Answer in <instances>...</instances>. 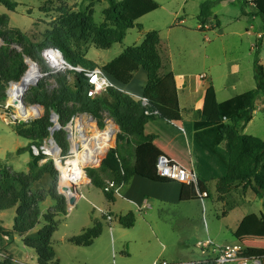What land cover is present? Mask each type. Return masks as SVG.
Wrapping results in <instances>:
<instances>
[{
    "label": "trees",
    "instance_id": "obj_1",
    "mask_svg": "<svg viewBox=\"0 0 264 264\" xmlns=\"http://www.w3.org/2000/svg\"><path fill=\"white\" fill-rule=\"evenodd\" d=\"M57 1L48 0L41 8L47 13L57 12L43 43L27 42L23 31L10 27L9 15L0 13V104L7 102V89L11 82L22 80L26 74V58L31 57L49 71L43 50L56 46L74 66L82 65L88 69L100 67L87 58L88 50L83 48V42L91 41L97 49L111 48L115 43H122L130 29H143L138 20L160 8L156 0H107L109 8L104 12L105 20L98 24L90 8L75 11L62 6L54 10ZM243 1L245 5L253 4L257 15L264 21V0ZM0 3L10 11H16L21 5L13 0H0ZM212 5L211 0L203 3L202 21H207L212 15ZM31 12V9L27 11L28 14ZM262 47L263 40L260 38L255 51L256 88L219 102L215 86L208 83L199 120H184L182 116L175 74L165 71L161 38L156 30L147 32L142 44L125 48L118 57L102 66L124 86L129 85L135 74L144 68L148 82L142 97L148 100L147 105L141 97L114 88L92 96V86L87 77L74 70L49 74L36 86H31L25 97L26 104H39L45 112L31 123L17 121L13 125L18 136L31 142L29 147L19 150L31 153L29 171H16L0 157V212L17 209L11 230L0 224V251L6 253L0 264H23L6 252V236L10 240L16 236L24 237L40 224L38 238H25L24 243L37 252L39 264L59 263L53 236L59 226L58 217L68 213V205L65 196L59 193V173L53 160L42 162L46 156L42 153L35 155L31 147L32 144L40 146L51 137L54 126L52 111L59 115L63 126L74 115L88 113L98 120L100 127H104V119L109 116L120 126V138L124 135L122 139L128 143L135 142L130 137L138 138L134 144V162L124 158L123 152L120 154L116 147L110 150L99 167L87 168L91 184L101 189L109 202H115L117 195L106 190L108 180L126 185L133 176L139 175L156 183L174 182L158 174L160 155H167L187 167L194 159L198 184L182 183L181 201L211 197L209 184L216 180L218 194L230 196L232 191L242 188L252 190L258 198L264 199V138L244 133L254 118L257 97L264 96V66L259 58ZM48 79L55 80L57 86L48 89ZM225 118L228 122L224 121ZM53 136L64 152H68L67 132L56 130ZM47 173L54 180L51 188L35 190L33 185ZM205 192L207 196H203ZM49 196L56 201V205L42 213L41 203ZM236 204H231L230 209ZM227 213L224 212V216ZM106 222L109 221L104 215L103 220L96 221L80 234L69 238L68 242L91 246ZM119 222L125 227H132L136 217L130 213L120 217Z\"/></svg>",
    "mask_w": 264,
    "mask_h": 264
},
{
    "label": "rangeland",
    "instance_id": "obj_2",
    "mask_svg": "<svg viewBox=\"0 0 264 264\" xmlns=\"http://www.w3.org/2000/svg\"><path fill=\"white\" fill-rule=\"evenodd\" d=\"M13 1L21 5L16 11L8 12L10 27L23 31L26 34L27 42L43 43L47 40L48 30H50L57 17L56 11L49 13L42 11L41 8L47 4L48 0ZM156 1L160 4V8L138 20L143 25V29L138 27L130 29L122 43H115L108 49H97L91 41L83 42V48L88 50L87 58L102 67L105 63L118 57L125 48L142 44L145 34L156 30L160 34L163 46L168 51L169 67L174 66L177 71L189 72L193 76L206 73L210 80L209 82L205 81L204 87L212 82L217 90L219 100H226L256 88L257 83L254 74L255 48L253 44L260 38L262 39L258 35L264 32V21L261 16L250 12L252 8L249 5H245L242 0H235L233 3L227 2V4H217L219 3L217 2L212 5L211 10L215 8L218 11L220 28L203 33H189L184 30L171 29L175 21V15H171L170 11L178 6V1ZM197 1L189 0L186 8L187 15L181 14L180 17L190 19V22L194 21L196 24L198 19V16H195L196 10H198ZM57 2L54 3V8L52 7L54 10L62 6L75 11L86 10L91 7L94 21L98 24L104 22V12L109 8L107 0H58ZM30 9L32 12L28 14L27 11ZM235 31L244 32V35L232 34ZM206 36L210 37V42L206 40ZM262 40L264 42V39ZM1 42L2 39L0 38ZM259 58L264 66V45ZM234 65L238 66L239 72L232 74ZM38 66L40 71L48 74L47 69L42 67L40 63H38ZM27 67L28 71L31 66L27 63ZM209 71L212 74H209ZM43 79H40V81ZM46 82L50 90L57 86L53 79H48ZM127 88L130 90V86H127ZM130 94L134 95L133 93ZM8 102L9 96H7ZM42 109L44 113L43 106ZM13 114L19 115L15 107L11 106L5 110L0 107V157L16 171L27 172L32 160L31 153L29 151L20 152L19 150L29 147L31 142L29 139L18 136L15 132L13 125L16 122L12 120ZM21 117L19 116V118ZM32 121L33 119H29V121L23 122L31 123ZM117 128L119 131L114 140L115 148H119L120 154L121 151L133 154L134 144L138 138L130 137L135 142L128 143L126 139H122L125 138L124 135L121 138L119 136L121 134L120 126ZM244 133L264 138V96L259 95V99L256 101L254 118L246 126ZM44 182L43 180L41 184ZM88 184L82 186L83 193L89 199H91L90 192L97 194L99 198L97 204L101 205L102 200H104L103 191ZM210 189L211 197L204 198V202L191 203L189 206L183 204L182 206L186 208L191 207V210L188 209L182 214L179 212L180 203H156L153 208L143 212L135 209L137 223L134 227L123 228L118 224L119 222L114 221L112 231L115 232L116 240L113 241L111 234L110 249L106 253H102L98 243L94 247H82L68 242L69 236L81 233L85 223H89L90 220L88 219L91 215H99V211L89 200L81 199L75 204L73 210H68L67 215L62 214L59 217V226L54 239L60 263L160 264L166 261L169 264H177L179 260L188 259V261H192V255L200 251L197 247L199 241L212 239L215 243L224 244L239 240L242 243L249 241L246 238L247 233H251V238L260 234L259 229H254V227H257L256 222L250 225L245 219L250 213H252L250 217H256L257 219L263 215L262 212L259 213L258 208L260 207L263 210L264 199L258 198L251 190L246 191L242 188L232 191L229 194L230 196L218 194L213 184L210 185ZM121 193L124 195L123 188ZM117 197H119L118 201L121 200L125 204L126 201H123L122 197ZM53 203L54 200L50 197L42 203V209L46 211ZM234 203H237L239 207L231 212L228 217H224L223 213L231 210V204ZM16 212L15 208L7 211L4 221L8 228H13ZM251 223H253V220H251ZM106 226L110 229L111 225L108 223ZM40 229L41 225H37L29 235L37 237ZM117 229L121 230L119 232L125 234V237H120L118 231H116ZM153 230L158 233L159 239L154 235ZM8 248L10 252L18 257L32 255L35 264L38 262L36 251L26 247L20 237L10 242Z\"/></svg>",
    "mask_w": 264,
    "mask_h": 264
},
{
    "label": "crops",
    "instance_id": "obj_3",
    "mask_svg": "<svg viewBox=\"0 0 264 264\" xmlns=\"http://www.w3.org/2000/svg\"><path fill=\"white\" fill-rule=\"evenodd\" d=\"M176 1H178V3H179L178 6L175 7V8H172V10L170 11L171 15H173V14L175 15V21L173 22V27L171 29L184 30V31H188L189 33H199V32L203 33V32H206V31H212V30H215L217 28H220V26L218 25V22H219L218 14H217L218 11L215 10V8L211 10L212 15L208 18L207 21L204 22L200 18L201 13H202V5H203V3H205V2H207L209 0H198L197 1L198 10H196L195 16H198V19H197L196 24H195L194 21L190 22V19H186L183 16L180 17L181 14L187 15L186 8H187V5L189 3V0H172V2H176ZM211 1H213V4L215 5L217 2H219L217 4H221V3L227 4V2L228 3H233L235 0H211ZM236 1H238V0H236ZM248 5L252 8L250 12L252 14H257V9L255 8V6L253 4H251V3L248 4ZM90 9H91V7H90ZM8 12H14V11H10L8 8H6L4 5H2L0 3V13L8 15ZM182 12H184V13H182ZM246 32L250 33L248 31H246ZM232 34H235L237 36L238 35L242 36V35H244V32L235 31ZM263 34H264V32L263 33H259L258 36H260V37H262V39H264V35ZM206 40H208L209 42L211 41L210 37H208V36H206ZM256 43L253 44V47L255 48L254 49L255 51H256ZM161 45H162L164 61H165V64H166L165 71L166 72H173L175 74L176 83H177V86H178L179 98H180V106H181L182 116H183L184 120H191V121L192 120H199L201 118V111H202V109L204 107L205 95H206V90H207V86H208V84H207L204 87V84L206 83L205 81L209 82V80H210L209 76L206 75V73H203L204 75H206V77L202 78V74L200 76H193L189 72H179V71H177L174 66L172 68H170L169 67L170 62H169V58H168V55H167L168 51L165 48V46H163L162 40H161ZM263 45H264V42H263ZM238 72H239L238 66L234 65L232 67V74L238 73ZM209 74H212V72L209 71ZM147 82H148V74H147V72H146V70L144 68H141L135 74V77H134L133 81L129 85H126L125 88L129 92L133 93L134 96L142 97V94H143V92H144V90H145V88L147 86ZM210 83H212V82H210ZM127 86H130V90L127 88ZM216 93H217V90H216ZM258 99H259V96L257 97V100ZM217 100L219 102L225 101V100H219L218 99V94H217ZM224 121L228 122V119L225 118ZM123 157L126 158L129 161H132V162H134V160H135L134 153L130 154V153L123 152ZM193 164H194V159L192 158L190 167ZM43 180L45 182L43 184H41V182ZM53 181H54L53 177L50 174L47 173V174L44 175V177L40 181L36 182L33 185V187H34L35 190H39V189L49 190L51 188V186H52ZM211 184H213L215 187H217V180L213 181L209 185H211ZM88 185H93V184H91V182H90ZM123 189H124V195L121 193L120 197H122V199H124L123 201H126L125 204L121 200H120L121 202L118 201L119 197H117L115 202H109L106 199L105 195H104V200H102L101 205H98L97 204V201H99L98 200L99 199L98 195L94 194L93 192H90L91 193V199H89V198H87L85 196L86 198L85 197H79L77 199V201H76V203H77L78 201H81V199L89 200V202L99 211V215L98 216H92L91 215L89 217L90 219H88V220H90V221H88L89 223H85V226L83 227L82 231L85 228L91 227L96 221L103 220L104 214H103L102 210L103 211H107V212H109L110 214L113 215L114 220L112 222L104 223V227L102 229V232H101L100 236L97 237L95 239L94 243L91 245L92 247H94L98 243L99 248L101 249L102 253L103 252H105V253L109 252L110 244H111V242H110L111 234H112V237H113V241L116 240L115 232L113 233V231H112L113 230L112 225L115 222H119V218L120 217H125L128 214H130V213H133L135 215V217H136L135 209L137 211H139V212H143L145 210L153 208V205L156 204V203L157 204H159V203H162V204H164V203L165 204L180 203L181 206H179V212L182 214V212L188 211V209L191 210V207L186 208V207L182 206L183 204L189 206L191 203L204 202V200H205L204 198H202L200 200L181 201L180 193H181V189H182V183L177 182V181L165 182V183H156V182L148 180V179H146L144 177H141L139 175L133 176L129 180V182L123 187ZM50 197L51 196H49L42 203L46 202ZM146 202H150L151 206L146 208V209H143V210L139 209L138 206L139 205L142 206ZM42 203H41L42 213L47 212L48 210H50L51 208H53L56 205V201L54 200V203L51 204L49 209L44 211L42 209ZM122 204H123V206L121 207ZM238 207H239V205L236 204V206L233 209L228 211L226 216H224V213H223V216L224 217H228L230 215V213L233 212L234 210H236ZM118 208H121V209L119 210ZM258 209H259V213L262 212V214H263V215L260 214L261 217H259L258 219L256 217H254V218L250 217L252 215V213H250V215L246 216L245 220L250 225H252V224H254V222H256L257 227H254V229H259L261 232H260V234H257V236H254L252 238L250 237L251 233H247L246 238L249 241H247V242L245 241V242H242V243L245 245L246 250L248 251L247 252L248 256H250L251 258H253V257L254 258H258L260 260V263L264 264V207H263V210L260 207ZM117 210H118V212H117ZM7 211L8 210L0 212V224L4 228H6L7 230H11L12 227L8 228L6 226L5 221H4L5 220L4 218L7 216ZM16 215H17V212L15 213V219H16ZM63 215H65V214H63ZM59 217H58V220H59ZM251 220H253V223H251ZM108 223H110V225H111L110 229H108L107 226H106V224H108ZM136 223H137V218H136L135 225H136ZM118 224H120L121 227H123V228H131V227L123 226L120 222ZM135 225H133L132 227H134ZM251 228H253V227H251ZM116 231H118L117 233H119L120 237H125L124 236L125 234H123L122 232H119L121 230L117 229ZM250 232H251V230H250ZM29 233H27L24 237L16 236L13 240H10L9 238H6V243H7V246H6L7 251L6 252L8 254H12L15 261L23 263V264H35L34 257L32 255H27L25 257H24V255H22V257H18L14 253L10 252L8 247L10 245V242L14 241L17 237L22 238L23 241H24L25 238H33V239H35V238H38V236H39V233H38L37 237H31L29 235ZM153 233L157 237V239L160 238L158 233L155 230H153ZM54 235H55V233H54ZM71 236L73 237V235H71ZM71 236H69L68 239L71 238ZM53 239H54V236H53ZM54 242L56 244L55 239H54ZM234 242H240V241L236 240ZM24 245H25V243H24ZM91 246H89V247H91ZM55 248H56V245H55ZM56 251H57V248H56ZM0 256H1L0 257V260H1L2 258H4L6 256V253H4V251H0ZM57 256H58V251H57ZM192 256H193L192 261H188V259H186L184 261L179 260L177 264H188V263H190V264H211V257L212 256H210V255L208 256V255L204 254L201 250L198 253L193 254ZM57 259H58V262H59L58 264H61L60 260H59V256H58ZM36 264H39V258H38V262Z\"/></svg>",
    "mask_w": 264,
    "mask_h": 264
},
{
    "label": "built area",
    "instance_id": "obj_4",
    "mask_svg": "<svg viewBox=\"0 0 264 264\" xmlns=\"http://www.w3.org/2000/svg\"><path fill=\"white\" fill-rule=\"evenodd\" d=\"M248 1L252 2L253 0H248ZM43 56L48 63L49 71L48 74H46L40 71L39 69L41 74H40V78L38 79V82H36L37 84L39 83L40 79L44 78L49 74L74 70L76 72L83 73L87 77L89 83L92 86V90H91L92 96L101 94L110 88L131 93L125 88L124 85L117 82L102 67H95L93 69H88L82 65L74 66L65 58L60 48L56 46H49L44 48ZM27 59L28 58H26V60ZM205 77L206 75H202V78ZM14 83L15 82H11L10 84V88L8 89V96H9V91L11 90ZM36 83L34 85H37ZM141 98L143 99V102L147 105L148 100L143 97ZM11 106L13 105L8 104L7 102L4 105L0 104V107H2L4 110L9 109ZM29 106L30 107L33 106L38 109L42 107L39 104L29 105ZM54 112L55 111H52V115ZM148 112L150 111L148 110ZM43 114H44L43 110L29 116L28 118H24L21 117L20 115L13 114L12 120L14 122L29 121V119H38L42 117ZM19 116L21 118H19ZM52 120L55 125L56 121H54L53 116H52ZM110 122H112L114 125L112 134L108 138L109 142L111 141V144L109 145V143H107L108 144L107 148L103 150L102 143L100 144L98 142V139L95 138L94 127H96L102 133L101 136L108 137L106 133L107 132L110 133L109 131ZM58 123H60L59 115H58ZM104 123L106 126L100 127L98 120L95 119L92 115L88 113H78L74 115L66 125L63 126L61 123L58 124L59 129L57 130L64 129L67 132V139L70 144L68 152H64L63 147H61V145L55 140L53 136L54 134H52L50 138L46 139L42 145L38 146L36 144H32L31 146L32 151L35 155H40L42 153L46 156V158L43 159L42 162L47 161L48 159L53 160L54 165L59 173L58 176L59 193L65 196L69 211L73 210V208L75 207V204H71L69 202V198L75 195V193H72L70 190L64 191L62 189V186L68 185L69 182H72V177L74 173V170L72 168V164H73L72 162L76 159L79 160L77 167L81 168L86 172V177L88 179L86 183L88 184L91 181L90 178H88L87 168L100 166L103 159L107 156L110 150L112 148H115L114 140L116 139V135L118 134L119 129L117 127L119 126L117 125L114 118L109 116L105 117ZM182 129L184 130V128ZM157 171L158 174L164 178H168L180 183L194 184V185L198 184V178L194 164L191 167H187L182 163L178 162L177 160L168 157L167 155L159 156L157 162ZM73 183L79 188V191L81 193L80 195L77 196V199L79 197H85V194L83 193L81 188L86 183H76V182ZM124 185H125L124 183L118 184L115 180H108L106 185V190L113 191L117 196H121V190L124 187ZM203 196H207V192H205ZM150 206H151L150 202H146L142 206L139 205L138 207L139 209L143 210ZM102 212L105 216H107L109 222H112L114 220L112 214L103 210ZM6 238L9 237L6 236ZM197 247L204 254L208 256L209 255L212 256L211 264H261L258 258H254V257L251 258L250 256H248V254L246 253V247L240 242L219 244V243H215L212 239H208L205 241H199L197 243ZM160 264H169V263L163 261Z\"/></svg>",
    "mask_w": 264,
    "mask_h": 264
},
{
    "label": "bare ground",
    "instance_id": "obj_5",
    "mask_svg": "<svg viewBox=\"0 0 264 264\" xmlns=\"http://www.w3.org/2000/svg\"><path fill=\"white\" fill-rule=\"evenodd\" d=\"M29 65L31 66V68L27 71V75L24 78H22L19 84L14 83L11 90L9 91L8 104L13 105L16 108L17 113L24 118H28L29 116L43 110L42 107L39 109L33 106L30 107L29 105L23 102V97L25 96L26 92L30 89L31 86H33L38 81L41 74L39 71V66L36 63L34 64L32 61H29ZM113 126H114L113 123L110 122L109 124L110 133L108 132L106 133L108 137L101 136L102 133L96 127H94L95 138L98 139V142L100 144L102 143L103 150L107 148L108 146L107 143H109V145L111 144V141L109 142L108 138L112 134L114 128ZM72 163H73L72 168L74 170L72 182L86 183L88 180L86 177V172L81 168L77 167L79 160L76 159Z\"/></svg>",
    "mask_w": 264,
    "mask_h": 264
},
{
    "label": "water",
    "instance_id": "obj_6",
    "mask_svg": "<svg viewBox=\"0 0 264 264\" xmlns=\"http://www.w3.org/2000/svg\"><path fill=\"white\" fill-rule=\"evenodd\" d=\"M29 61H32L34 64H35V63L37 64V62L34 61V60L31 59V58H28V59L26 60V63L29 64ZM26 75H27V72H26L25 76H26ZM25 76H24V77H25ZM37 82H38V81H37ZM15 83H16V84H19L20 81L15 82ZM36 84H37V83H36ZM23 102L25 103V100H24V99H23ZM52 116H53V118H54V121H56V124L51 128V133L54 134V132H55L57 129H59L58 124H60V123H58V114H57V113L54 112ZM90 180H91V179H90ZM62 189H63L64 191H68V190H70L72 193H75V195H73V196H71V197L69 198V202H70L71 204H75L76 201H77V196L81 194L80 191H79V188H78L73 182H69L68 185H64V186H62Z\"/></svg>",
    "mask_w": 264,
    "mask_h": 264
}]
</instances>
